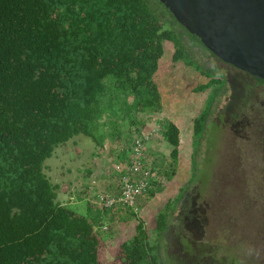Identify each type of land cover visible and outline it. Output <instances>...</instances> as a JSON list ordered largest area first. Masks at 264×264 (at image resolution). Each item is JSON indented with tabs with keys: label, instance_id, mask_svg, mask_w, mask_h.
Here are the masks:
<instances>
[{
	"label": "trees",
	"instance_id": "trees-1",
	"mask_svg": "<svg viewBox=\"0 0 264 264\" xmlns=\"http://www.w3.org/2000/svg\"><path fill=\"white\" fill-rule=\"evenodd\" d=\"M148 4L0 0V264H100V238L93 232L99 213L90 222L61 206L43 163L74 137L101 147L100 130L114 134L123 120L127 134H139L145 121L137 114L157 112L160 95L152 79L163 43L171 44L172 63L191 64L179 38ZM167 13L170 25L199 44ZM205 119L201 113L192 120L196 141ZM162 128L169 157L176 160L179 130L170 122ZM159 188L152 181L147 196ZM169 210L167 202L155 217L154 239L142 223L135 224L133 235L118 246V263L108 264H163L158 238H172L179 251H166L169 264L181 255L188 264L200 260L205 248L167 224ZM193 248L198 255L185 257Z\"/></svg>",
	"mask_w": 264,
	"mask_h": 264
},
{
	"label": "rangeland",
	"instance_id": "rangeland-1",
	"mask_svg": "<svg viewBox=\"0 0 264 264\" xmlns=\"http://www.w3.org/2000/svg\"><path fill=\"white\" fill-rule=\"evenodd\" d=\"M147 1L163 28L171 29L179 38L184 56L191 64L172 63L171 44L163 43L152 79L160 95L157 112L137 114L139 121H145L140 133L127 134L125 120L114 134L101 129L104 142L113 149L108 153L104 150L101 153L104 160L98 164L92 153L99 152L100 147L91 139L74 137L54 149L43 163V172L57 186L56 201L77 203L69 209L85 216L82 173L94 165L95 172L100 171L101 176L103 172L107 178L109 164L124 156L132 139L144 135L143 157L153 171V182L160 188L153 197L146 196L139 201L135 214L116 210L101 218L98 233L95 232L100 238L98 262L118 263V246L133 235L137 223H142L154 239L155 217L168 202L167 224L185 241L205 248L199 262L188 260L190 264H264V137L253 130L252 121L257 123L252 110L248 113L243 108L249 103L246 85L264 89V84L212 57L177 26L170 25L172 19L157 0ZM159 16H163V21ZM237 112L247 118L236 115ZM201 113H205L206 119L202 135L196 141L191 135L192 120ZM168 122L179 130L176 160L169 157L171 146L160 131ZM101 192L111 194L108 188ZM102 225L108 227L106 233L99 232ZM156 241L159 260L169 264L166 251L173 255L179 253L173 239ZM185 254L190 257L198 252L193 248ZM183 256L173 257V264H184Z\"/></svg>",
	"mask_w": 264,
	"mask_h": 264
},
{
	"label": "water",
	"instance_id": "water-1",
	"mask_svg": "<svg viewBox=\"0 0 264 264\" xmlns=\"http://www.w3.org/2000/svg\"><path fill=\"white\" fill-rule=\"evenodd\" d=\"M223 64L264 81V0H157Z\"/></svg>",
	"mask_w": 264,
	"mask_h": 264
},
{
	"label": "built area",
	"instance_id": "built-area-1",
	"mask_svg": "<svg viewBox=\"0 0 264 264\" xmlns=\"http://www.w3.org/2000/svg\"><path fill=\"white\" fill-rule=\"evenodd\" d=\"M160 131H163L162 127ZM144 138V135H141L132 139L124 156H121V159L117 157L111 163L110 169L116 177V192L100 193L94 197L93 203L100 209L127 210L135 214L138 200L147 196L153 181V171L143 157ZM107 229L106 225H102L99 232L106 233Z\"/></svg>",
	"mask_w": 264,
	"mask_h": 264
},
{
	"label": "crops",
	"instance_id": "crops-1",
	"mask_svg": "<svg viewBox=\"0 0 264 264\" xmlns=\"http://www.w3.org/2000/svg\"><path fill=\"white\" fill-rule=\"evenodd\" d=\"M162 133V132H161ZM163 136V134H161ZM163 138V137H162ZM164 139V138H163ZM102 147H100V151L97 152V153H92V155L95 157L94 158V162H95V159L97 161V164L100 160V162L102 161V158L104 160V156L101 155V153L106 150V152L108 153V151L112 150L113 148H111V145H108L106 142H104L103 140V145H101ZM108 146H110L108 148ZM104 153V152H103ZM112 163V162H111ZM111 163L109 165H111ZM100 164V163H99ZM101 165V164H100ZM95 170H97L95 168L94 165H91L89 169H86L85 172L82 173L84 179V184H85V187H84V192H82V196L86 195L85 196V199L86 201L85 204H86V207H85V210H86V215L85 217L89 219L90 222H92L93 218L95 217V214L97 215L98 213V216L97 217H100V218H104L106 216H110L114 211H116L117 209H114V210H107V209H100L98 206H96L94 203H93V199L94 197L97 195V194H100V193H103L101 192V190H104L105 188H108V192L109 193H115L116 192V188H115V185H116V177L115 175L112 173L110 167H108V173H107V178L104 177V173L102 172V176L99 175L100 171L95 172ZM111 177H108L110 176ZM101 177V179L103 178L102 181H99L97 180V178ZM106 179V180H105ZM108 179V180H107ZM77 183V182H75ZM73 183V184H75ZM110 187V188H109ZM82 191V190H81ZM80 191V192H81ZM107 191V190H105ZM69 196H67L68 198ZM81 198V197H80ZM145 198V197H144ZM56 200V199H55ZM142 200V199H139L138 202H137V206L139 205V201ZM61 206H65V207H70V206H73L77 203H70V204H61L59 203ZM87 205L90 209V211L88 212L87 211ZM98 212V213H97ZM100 225V224H99ZM98 227L99 226H95L93 228V232L95 234L98 233Z\"/></svg>",
	"mask_w": 264,
	"mask_h": 264
},
{
	"label": "flooded vegetation",
	"instance_id": "flooded-vegetation-1",
	"mask_svg": "<svg viewBox=\"0 0 264 264\" xmlns=\"http://www.w3.org/2000/svg\"><path fill=\"white\" fill-rule=\"evenodd\" d=\"M208 52V51H207ZM209 53V52H208ZM231 67V66H230ZM233 68V67H232ZM239 71V70H238ZM241 72V71H240ZM243 73V72H242ZM245 74V73H244ZM247 75V74H246ZM248 77L252 78L255 82L260 83L261 85L264 84V81L261 80H257L249 75H247ZM246 87H248L247 89L249 90V103L245 106H243V108H247L248 109V113L250 112V110H252L253 112V117L257 123L254 124L253 123V130L255 132L256 135H259L261 137H264V89L257 87V86H248L246 85ZM233 108H239V107H235L234 105H230ZM252 107V109H251ZM227 108L230 109L229 105L227 106ZM226 108V109H227ZM233 110H232V114H233ZM236 115H240V116H244L245 118H247L244 114H241L239 112L235 113ZM234 115V114H233ZM235 118V117H234ZM234 120V119H233ZM230 129V128H229Z\"/></svg>",
	"mask_w": 264,
	"mask_h": 264
}]
</instances>
